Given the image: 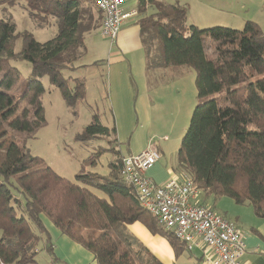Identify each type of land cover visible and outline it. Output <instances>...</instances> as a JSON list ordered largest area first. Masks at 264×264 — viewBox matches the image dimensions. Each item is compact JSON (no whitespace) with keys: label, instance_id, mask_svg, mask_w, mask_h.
<instances>
[{"label":"trees","instance_id":"trees-1","mask_svg":"<svg viewBox=\"0 0 264 264\" xmlns=\"http://www.w3.org/2000/svg\"><path fill=\"white\" fill-rule=\"evenodd\" d=\"M16 1L0 0V6ZM23 1L35 17H54L58 33L39 42L29 31L17 32L11 19H0V264L35 262L45 235L54 256L44 217L92 253L97 264H163L130 233L128 225L136 222L164 237L179 257L188 251L186 244L140 205L121 176L123 156L118 152L106 177L76 176L104 192V198L30 154L29 140L47 125L41 79L48 77L72 109L85 100L84 81L64 77V71L76 69L87 51L86 37L100 28L102 15L94 0ZM187 7L138 0L136 9L146 73L182 66L196 71L198 104L179 147V167L200 189L201 198L248 202L264 218V31L253 21L242 30L201 29L188 24ZM18 39L20 52L15 51ZM12 61L29 63L31 77L23 78ZM110 131L116 133L96 119L78 139L89 141ZM102 153H94L88 164L96 165ZM12 189L22 194L25 204L15 199Z\"/></svg>","mask_w":264,"mask_h":264},{"label":"rangeland","instance_id":"rangeland-1","mask_svg":"<svg viewBox=\"0 0 264 264\" xmlns=\"http://www.w3.org/2000/svg\"><path fill=\"white\" fill-rule=\"evenodd\" d=\"M90 5L92 6V4ZM135 7H137V5H135ZM250 8L249 11L243 12L233 19L208 21V26L202 29L221 26L242 30L248 21L259 24L260 22L264 23V4L250 5ZM34 13L35 12L27 8L23 0L16 1L15 5L4 4L0 6V19H11L16 25L15 28L17 32L29 31L39 42H46L56 37L58 27L56 26L55 18L52 16H50V18L35 17L33 15ZM15 41V51L20 52L22 41H20V39ZM86 41V43H88L87 47L90 46L92 49L95 48L98 54L105 52L104 49L112 43L102 37L99 29L94 31ZM140 58L142 62L139 68H141L144 75V73H146L143 65L145 57L142 58V55H140ZM82 61L93 62L94 59H91L89 54H87ZM12 64L22 72L23 78L31 77L29 63L25 61H12ZM136 70L137 67L133 69L134 75H136ZM64 75L73 76L74 74L69 72V70H65ZM91 75H93V72L89 75L90 95L85 98L84 101L78 102L74 109L67 105L62 92L57 90V88L50 83L48 77H43L41 79L46 90L42 96V103L45 108L47 125L39 130L35 139L29 140L27 147L29 148L30 154L44 159V166L52 167L61 177L81 186L88 187L98 196L104 198L106 197L104 192L85 184L76 176L83 173H97L100 176L106 177L109 174L111 162L116 160V150H118V147L120 146L123 153H128V149L133 147V141H131L132 136L136 135L135 137H137L144 132L147 135V141L149 142V140H151L153 143L155 139L160 140V138L166 135L169 138V142L163 143L164 141H162L160 143L162 144L161 148L164 150L165 154L163 158L170 162L178 159L179 147H181L183 136L189 127V121H191L194 108L198 104L196 97L197 89L194 84L196 80V71L191 67L182 66L177 67L176 70L171 72L167 71L163 73L161 69L152 72L150 78L153 84L149 85L153 91L152 97H155L154 93H157L155 92L157 89L164 87L165 94L162 95L165 99H170V108H172L175 103L173 101V96L174 94H178V92L186 97L187 108H185L184 114L180 115L178 113L177 117L175 114L169 117V111H166L160 117L153 116L152 119L154 118V121L148 127H145L142 123L139 124V116L134 112V115L130 116L131 125H133L134 130L132 133H129L127 138L123 137V139L119 138L120 134L118 126L116 125L115 114L111 113L112 110L109 107L108 100H106L107 95L105 94V90L102 91L98 89L99 93L96 95V99L92 97L95 94L97 82L91 79ZM96 119L99 120L102 126L111 130L115 128L117 130V136L116 133L110 131L109 135H102L89 141L78 139L85 128L91 125ZM98 151H103V153L96 165L88 164L89 159ZM12 190L15 199L20 200L22 203L21 205L25 204V199L22 194H20L17 189ZM223 200L231 203L232 209H248L246 208L248 206H240L243 204H236L232 199L224 198ZM223 208V206L217 207L221 212L224 210ZM21 211L22 209L18 208L19 215ZM231 212V214H233V211ZM242 214L245 216V212ZM46 238L47 235L43 236L41 241H39L40 243L38 245V253L36 254L35 262L30 264H64L62 259H59L56 254L55 245L53 250L55 257L51 256L45 242ZM199 250L200 251L193 250L192 252L186 250L178 257V264H197V261H195L196 259L192 257L191 253L200 254L203 252L202 249Z\"/></svg>","mask_w":264,"mask_h":264},{"label":"crops","instance_id":"crops-1","mask_svg":"<svg viewBox=\"0 0 264 264\" xmlns=\"http://www.w3.org/2000/svg\"><path fill=\"white\" fill-rule=\"evenodd\" d=\"M124 1L125 12H137V7H135V5L138 6V0ZM164 1L170 4L179 3L180 5L188 6V24L201 29L208 26V21L233 19L239 14L249 11L251 9L250 5L264 4V0ZM138 16L137 12L136 19H132L131 22L129 21L122 28L115 42L104 49L105 52L98 54L95 48L92 49L90 46L87 47L88 43H86L87 51L85 55L89 54L94 61H82L85 57L84 55L82 59L75 63L76 69L70 71L74 75L65 76L84 81L86 88L85 98H87L90 95L89 75L93 72L91 79L97 82V86L95 88V94L92 97L96 99V95L99 93L98 89L102 91L105 90V94L107 95V99L106 95L105 99L108 100L109 107L112 110L111 113L115 114L120 139H123V137L127 138L129 133L133 132L134 127L131 125L130 116L134 115V112L139 116V124L142 123L145 127H148L154 121V118L152 119L153 116L160 117L166 111H169V117L174 114L177 117L178 113L180 115L184 114L185 108H187L186 97L179 92L178 94H174L173 101L175 103L173 107L170 108V99H165L162 95L165 94L164 87L157 89V91H155L157 93H154L155 97H152L153 91L149 85H152L153 81L148 73H144L143 75L141 68H139L142 62L140 55H142V58L145 57V59L146 56L140 36V26L137 23L139 20ZM259 25L262 26V31H264V23L260 22ZM99 31L101 32V26ZM90 35L86 37V40ZM145 62L144 60L143 65L146 70ZM135 67H137L136 75L133 74V69ZM135 136L136 135L132 136L131 141H133V147L128 149V153H123L119 145V147L117 146L119 151L116 150V153L118 152L120 156H127L138 154L146 150V148H149V146L157 149L161 154V159L145 174L152 182L161 185L168 181L172 175L179 179L188 176V174L179 167L177 160H172V162H170L163 158L165 154L164 150L161 148L162 144L160 143L162 141H164L163 143L169 142L168 136L164 135L160 140L155 139L153 143L151 140H149V142L147 141V135L144 132L140 136ZM201 196L202 195L199 197L200 204L210 207L214 205L215 209L213 210L226 217L227 220L229 219L235 222L240 228L246 246V252L241 258L242 264H264V218L256 215L252 205L246 202L240 206H248L246 207L248 209L235 210L232 209L231 203L223 200L227 197H223L214 202L212 198L204 199V197L201 198ZM233 202L235 201L233 200ZM220 206L224 207L222 212L217 209V207ZM231 211H233V214H231ZM243 212H245V216L242 214ZM43 222L51 235V242L56 247L58 258L62 259L64 264H97L92 253H89L88 250L71 241L67 236L62 235L60 230L46 217L43 218ZM128 229L135 238L160 260L161 263L178 264L177 261L179 260L174 249H172V246L164 237L153 235L148 228L140 222L128 225ZM196 248L194 250L200 251L199 249H202L201 247ZM191 255L196 259L195 261H197V264H207L206 261H204V251L200 254L191 253Z\"/></svg>","mask_w":264,"mask_h":264},{"label":"built area","instance_id":"built-area-1","mask_svg":"<svg viewBox=\"0 0 264 264\" xmlns=\"http://www.w3.org/2000/svg\"><path fill=\"white\" fill-rule=\"evenodd\" d=\"M101 12L102 37L115 42L122 28L137 12H125L124 0H94ZM161 159L152 146L122 157V177L133 189L140 205L156 218L163 228L174 234L192 252L201 247L207 264H242L246 246L238 225L199 203L200 189L190 176L179 179L172 175L157 185L145 174Z\"/></svg>","mask_w":264,"mask_h":264}]
</instances>
